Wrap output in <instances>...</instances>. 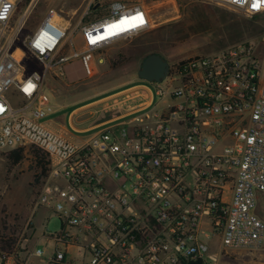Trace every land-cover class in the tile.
Returning a JSON list of instances; mask_svg holds the SVG:
<instances>
[{"label":"built area","instance_id":"built-area-1","mask_svg":"<svg viewBox=\"0 0 264 264\" xmlns=\"http://www.w3.org/2000/svg\"><path fill=\"white\" fill-rule=\"evenodd\" d=\"M37 1L0 0V151L44 155L35 207L54 213L60 229L0 247V264H217L229 251L259 250L264 39L168 65L158 82L165 89L136 84L101 99L107 122L73 142L43 122L53 113L46 76L64 78L77 60L82 76L93 77L107 48L148 28V0H84L77 18L78 9L49 5L20 38ZM189 1L264 13V0ZM137 13L144 25L89 42ZM26 59L41 71L26 74Z\"/></svg>","mask_w":264,"mask_h":264},{"label":"rangeland","instance_id":"rangeland-1","mask_svg":"<svg viewBox=\"0 0 264 264\" xmlns=\"http://www.w3.org/2000/svg\"><path fill=\"white\" fill-rule=\"evenodd\" d=\"M84 0H38L20 38L31 32L39 16L51 5L57 9L77 10ZM149 7L148 28L130 40L120 41L104 51L105 62L100 64L97 73L91 78L68 82L65 78H54L49 73L44 80V91L49 97L53 113L43 119L50 127H57L58 120L64 127L67 122L74 127L94 123L103 119L100 104L76 113L68 121L69 113L78 106L107 98L131 85H147L152 92L165 89L167 84L149 83L137 78L140 63L148 54H157L171 65L180 59L197 54H207L241 41L260 42L264 39V13L247 17L241 13L199 1L153 0L147 1ZM203 18L199 20L198 13ZM75 18V19H76ZM264 43L260 44V50ZM25 73L41 71L36 61L23 62ZM82 72V71H81ZM56 73V72H54ZM167 101L171 99L165 98ZM153 105L160 106L159 97L154 96ZM109 117V116H105ZM84 122V123H81ZM74 136V134H72ZM86 137L87 134L77 135ZM32 150L24 151L23 159L14 166L6 160L8 151H0V236L13 240L38 238L41 233H56L60 229L57 216L42 207H35L40 177L36 183ZM264 220V208L258 209ZM231 251L219 256L217 264H264V243L259 250L252 252Z\"/></svg>","mask_w":264,"mask_h":264},{"label":"crops","instance_id":"crops-1","mask_svg":"<svg viewBox=\"0 0 264 264\" xmlns=\"http://www.w3.org/2000/svg\"><path fill=\"white\" fill-rule=\"evenodd\" d=\"M81 76H82V72H81L79 61L74 60L71 63H69L68 65H66V67H65V76H64L66 81L75 82V81L80 80L82 78ZM101 99H103V97L99 98L97 100L90 101V102H87V103H84V104L78 106L77 108H75L74 110H72L69 113V115L67 117L68 121L71 120L73 115H75L76 113L84 111V110L88 109L91 106L100 104L99 101H101ZM101 114L103 116V119H101L99 121H96L94 123H90V124L84 125V126H82L80 128L74 127L72 124H69L68 122H67V127H64L60 122H58L57 119L53 120V124H55L57 126L55 128L50 127L46 122H45V124L49 128H51L52 130L62 134L65 138H67V139H69V140H71L73 142H78V141L82 140L85 137L81 138V137H79L77 135L87 134V136H88L92 130H94V129L100 127V126L105 125V123L108 120L107 119L108 117H105L106 115H104L102 112H101ZM81 123H84V122H81ZM72 134H74V136H72Z\"/></svg>","mask_w":264,"mask_h":264},{"label":"snow or ice","instance_id":"snow-or-ice-1","mask_svg":"<svg viewBox=\"0 0 264 264\" xmlns=\"http://www.w3.org/2000/svg\"><path fill=\"white\" fill-rule=\"evenodd\" d=\"M259 4L258 3H253V8H258ZM7 11V9H5ZM145 24V20L143 17L142 13H137L136 15L133 16H125L122 17L120 20L115 21L113 23H109L105 25L104 27V34L101 36L97 37H92L89 35V42L92 44H96L98 40H105L108 39L112 36L118 35L123 32L130 31L132 29L138 28L142 25ZM47 36V33L43 34L41 39H44V37ZM37 47H40V43L37 42ZM32 88V85L29 84L26 88L25 91H29ZM2 110V109H0Z\"/></svg>","mask_w":264,"mask_h":264},{"label":"trees","instance_id":"trees-1","mask_svg":"<svg viewBox=\"0 0 264 264\" xmlns=\"http://www.w3.org/2000/svg\"><path fill=\"white\" fill-rule=\"evenodd\" d=\"M198 13V18L199 20H201V18H203V12L199 11V9H196V11H194V14ZM149 55V54H148ZM32 156H33V164H34V169L38 170L39 172L36 173L34 175V181L37 183L40 179V177H45L46 176V172H47V168H46V164L47 161L45 160L44 155L39 151V150H32ZM24 150L21 148L18 149H13L11 151H8L6 153V160L8 162V164L10 166H14L17 165L24 156ZM14 240L11 238H7L5 240H0V247L1 248H9L11 243H13Z\"/></svg>","mask_w":264,"mask_h":264},{"label":"water","instance_id":"water-1","mask_svg":"<svg viewBox=\"0 0 264 264\" xmlns=\"http://www.w3.org/2000/svg\"><path fill=\"white\" fill-rule=\"evenodd\" d=\"M168 63L157 54H149L143 58L137 70V78L149 83L160 82L167 71Z\"/></svg>","mask_w":264,"mask_h":264},{"label":"flooded vegetation","instance_id":"flooded-vegetation-1","mask_svg":"<svg viewBox=\"0 0 264 264\" xmlns=\"http://www.w3.org/2000/svg\"><path fill=\"white\" fill-rule=\"evenodd\" d=\"M167 62V61H166Z\"/></svg>","mask_w":264,"mask_h":264}]
</instances>
